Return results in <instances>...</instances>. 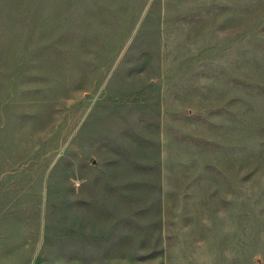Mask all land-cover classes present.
Wrapping results in <instances>:
<instances>
[{"label": "rangeland", "instance_id": "rangeland-1", "mask_svg": "<svg viewBox=\"0 0 264 264\" xmlns=\"http://www.w3.org/2000/svg\"><path fill=\"white\" fill-rule=\"evenodd\" d=\"M0 264H264V0H0Z\"/></svg>", "mask_w": 264, "mask_h": 264}]
</instances>
